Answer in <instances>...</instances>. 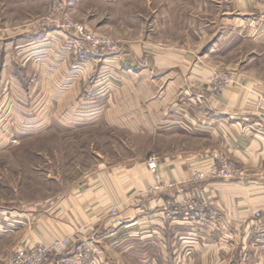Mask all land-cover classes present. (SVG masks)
Segmentation results:
<instances>
[{
  "label": "rangeland",
  "instance_id": "rangeland-1",
  "mask_svg": "<svg viewBox=\"0 0 264 264\" xmlns=\"http://www.w3.org/2000/svg\"><path fill=\"white\" fill-rule=\"evenodd\" d=\"M42 1L41 8L39 2L0 0L5 23L14 29L43 27L50 51L59 48L64 54V62L51 58L44 83L45 106L33 98L25 119L16 121L14 115L10 131L3 133L0 264H9L16 251L56 241L70 246L47 261L60 255L57 264H106L108 260L123 264L119 239L108 243L100 237L95 242L71 238L102 233L81 227V195L90 198L86 191L108 178L115 194L104 217L117 228L130 223L122 208L123 171L146 164L150 172L149 159L157 157L160 163L159 151L171 146L170 138L155 130L154 104L167 106L169 118L179 104L198 108L197 100H206V88L217 97L229 85L244 83L247 89L246 78L264 83L263 7L250 13L252 7L245 3L241 17L227 19L224 35L217 2L211 3L210 13L197 2L193 19L181 9H175L170 19L163 15L162 6L168 3L167 9L172 10L176 3L166 0ZM74 25L84 27L87 34H80ZM90 33L95 38L92 44L86 42ZM31 82L35 85L38 76ZM171 93L176 95L174 100ZM263 93L264 89L255 94L257 107L264 106L259 98ZM144 109L147 127L140 128ZM44 110L49 121L42 118ZM203 175L196 173L195 180H206ZM114 210L126 224L115 222ZM67 225L75 231L68 232Z\"/></svg>",
  "mask_w": 264,
  "mask_h": 264
},
{
  "label": "crops",
  "instance_id": "crops-1",
  "mask_svg": "<svg viewBox=\"0 0 264 264\" xmlns=\"http://www.w3.org/2000/svg\"><path fill=\"white\" fill-rule=\"evenodd\" d=\"M27 1L43 6L42 0ZM166 1L176 3L172 10L167 9L168 3L162 6L163 15L170 19L177 13L175 9L178 12L181 9L186 18L193 19L197 2L204 3L203 9L210 13L211 3L217 2L222 19L219 26L224 35L227 19L241 17L245 3H250V13L255 8L259 12L258 7H263L264 20V0ZM169 23L173 24L171 20ZM46 32L43 27L14 29L0 16V143L4 131H10L11 121L14 118L23 121L31 111L28 104L33 98L45 106L47 86L45 89L44 83L49 79L51 58L62 61L64 55L59 48L53 49V53L50 51ZM59 41L63 43L62 39ZM180 60L177 62L184 64L185 60ZM171 62L176 63L174 59ZM35 76L39 83L34 85L31 81ZM246 79L247 89L244 83L229 85L217 97L206 88V100L198 99V108L179 104L171 109L169 118L167 106L158 105L156 101L155 130L171 141L170 149L158 154L162 189L153 195L148 191L156 182L146 164L123 171L122 208L123 215L130 217V223L117 228L103 213L113 202L115 188L108 178L98 181L85 192L91 197L95 195L93 200L84 195L80 202L79 197L77 200L82 210L79 211L81 227L102 233L76 234L71 237L74 242L87 238L95 242L97 237L108 243L119 239L123 264H244V261L264 264V239L255 231V227L264 222V106L257 107L255 99L256 92L264 89V83ZM175 96L171 93L173 100ZM42 118L49 121L45 110ZM146 122L147 110L144 109L139 127L146 128ZM219 154L241 168L242 175L233 180L213 177L211 172L219 166L216 161ZM198 172L207 179L196 181ZM193 198L219 211L213 229L184 219L180 201ZM169 202L175 204L171 212L167 207ZM257 212L262 213V219L256 218ZM67 228L68 232L75 231L73 226L67 225ZM59 259L60 255L51 256L46 264H57ZM106 264L111 263L108 260Z\"/></svg>",
  "mask_w": 264,
  "mask_h": 264
},
{
  "label": "built area",
  "instance_id": "built-area-1",
  "mask_svg": "<svg viewBox=\"0 0 264 264\" xmlns=\"http://www.w3.org/2000/svg\"><path fill=\"white\" fill-rule=\"evenodd\" d=\"M75 29L80 34H87L86 29L81 25H74ZM92 34H88L86 38V42L93 43ZM95 39V38H94ZM260 101L264 103V93L259 96ZM149 170L151 174L154 176L156 184L151 189V193L159 191L162 189V181H161V174L159 172V163L157 157H152L149 159L148 163ZM213 177H220L225 180H233L242 175V170L238 168L235 164L229 163L227 160L221 158L218 167H215L211 172ZM203 178H207L203 175ZM174 202L167 203L168 211L171 212V208ZM181 214L184 215V219L190 223L198 224V225H205L209 229H213L216 225L218 218H219V211L211 207L210 205L197 202L194 198L190 200H181ZM173 213V212H172ZM113 219L118 225H124L127 223L124 218H121L118 215V212L114 210L112 212ZM257 219H262V213L257 212L255 214ZM255 231L258 234H261V237H264V222L257 225L255 227ZM70 246V244L56 241L49 245H42L36 249L29 248L27 251H16L15 255L9 260V264H45L47 258L51 254H59L66 250ZM75 256L76 258L80 257ZM63 264H77L76 263H68V261L63 262Z\"/></svg>",
  "mask_w": 264,
  "mask_h": 264
}]
</instances>
